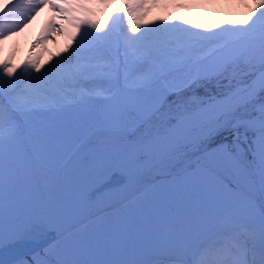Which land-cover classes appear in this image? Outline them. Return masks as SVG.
Here are the masks:
<instances>
[{
  "label": "snow or ice",
  "instance_id": "6c2138e0",
  "mask_svg": "<svg viewBox=\"0 0 264 264\" xmlns=\"http://www.w3.org/2000/svg\"><path fill=\"white\" fill-rule=\"evenodd\" d=\"M169 3H0V45L45 7L47 31L72 30L44 64L0 59V264H264V0L221 25L141 22ZM65 206L98 227L3 258Z\"/></svg>",
  "mask_w": 264,
  "mask_h": 264
},
{
  "label": "bare ground",
  "instance_id": "6f19581e",
  "mask_svg": "<svg viewBox=\"0 0 264 264\" xmlns=\"http://www.w3.org/2000/svg\"><path fill=\"white\" fill-rule=\"evenodd\" d=\"M231 1L233 0H226ZM225 2V1H224ZM0 3H3V0H0ZM175 3H179L175 0ZM175 3H169L167 7L157 6L151 8L150 11L143 17L141 21L144 24H147L149 21L157 20L158 18H170L173 16H179L184 20H190L193 24H198L196 19L199 17L198 7L196 8H184L177 7ZM205 3L202 6L210 9L211 22L213 25H221L223 21L241 19L245 15V11L248 9L240 4H237V14L235 11L225 10L220 8V5L214 6L212 3ZM234 4V3H233ZM223 5V4H222ZM228 5V4H227ZM201 6V7H202ZM233 6V5H232ZM235 7V6H234ZM233 7V8H234ZM216 8V9H215ZM218 8V9H217ZM230 8V7H229ZM232 8V9H233ZM236 10V9H235ZM244 12V13H243ZM219 15H218V14ZM235 13L236 15H234ZM218 15V16H212ZM52 18V11L45 7L40 11L35 18L29 23L23 31L12 36L10 39L6 40L3 45H0V59L9 57L12 59L14 65L21 64L26 58L31 56L33 59L39 58V62L44 64L46 61H50L57 53L63 52V50L71 42L70 33L71 29L66 31L52 30L47 31L48 21ZM103 19L102 17H100ZM58 23H63V21H58ZM126 24V21H125ZM42 36H47L46 39H41ZM39 41V43H35ZM20 43L23 45L19 47ZM20 51V53H19ZM17 58V59H16ZM95 207L86 206V207H72L65 206L62 208H50L43 211L42 214H48L49 217H53L56 220L54 229L60 231L61 229L66 228V224L75 222L87 211H93ZM65 216V218H63Z\"/></svg>",
  "mask_w": 264,
  "mask_h": 264
},
{
  "label": "rangeland",
  "instance_id": "374dc122",
  "mask_svg": "<svg viewBox=\"0 0 264 264\" xmlns=\"http://www.w3.org/2000/svg\"><path fill=\"white\" fill-rule=\"evenodd\" d=\"M177 1L179 3L186 4L187 6L184 7L186 9H188V8H196L197 9V6H200V7H198V13H197V15L199 17L196 19V21H197L198 24H203V25H208V26L213 25V23L210 21L211 20V15L209 13L210 12V9L205 8V7L202 6L205 3H210V4L212 3L214 6L220 5L222 3L223 5L221 4L220 5V8H223L225 10H228L229 9V11L230 10L231 11H235L236 14H237V12H239L237 10V4H239V3H237V0H233V2H231V1L228 2L226 0H177ZM247 11H245V14H246ZM235 13H233V14L236 15ZM98 15H99V18L100 17L105 18V16H106V10H98ZM218 15H212V16L215 17V16H218ZM22 45L23 44L20 43L19 47L22 46ZM19 53H20V51H19ZM207 90L209 92H212L213 90H215V84H214V82L211 83V84H209L207 86ZM196 91H197L198 94L203 95L205 89L200 88V89H197ZM73 118H74V113L73 112H49V113L40 114V116L38 117L39 120L47 121V122H50V123H56V122H59V121H68V120H71ZM69 166H70V162H69ZM168 179H171V177H168ZM104 211L105 212H111L112 209L111 208H107ZM96 212H98V210L97 211H88V214L86 216L93 215ZM101 215H102V213L100 212L99 214H97L95 216H92L90 219L85 220V221L79 223L74 228L68 230L64 234V236H70L71 235V236H74V237H86L95 228L98 227V217H100ZM80 220L82 221V218ZM157 250H159V251L162 252L163 251V246L162 245L159 246V248Z\"/></svg>",
  "mask_w": 264,
  "mask_h": 264
},
{
  "label": "water",
  "instance_id": "95a60500",
  "mask_svg": "<svg viewBox=\"0 0 264 264\" xmlns=\"http://www.w3.org/2000/svg\"><path fill=\"white\" fill-rule=\"evenodd\" d=\"M56 218H58L57 216H56ZM63 218H65V216L63 217ZM56 220H58V219H56ZM55 220H53L51 217H49V216H47V222H48V224L50 223H52V222H54Z\"/></svg>",
  "mask_w": 264,
  "mask_h": 264
}]
</instances>
